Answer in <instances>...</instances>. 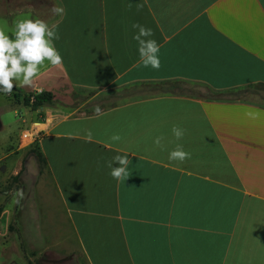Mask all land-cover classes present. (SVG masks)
Returning a JSON list of instances; mask_svg holds the SVG:
<instances>
[{
	"label": "crops",
	"instance_id": "0c3cea01",
	"mask_svg": "<svg viewBox=\"0 0 264 264\" xmlns=\"http://www.w3.org/2000/svg\"><path fill=\"white\" fill-rule=\"evenodd\" d=\"M26 3L0 0V30L18 18L58 23L62 64L15 82L52 102L32 109L1 93L21 115L16 132L1 124L0 235L15 264H264V103L157 94L87 112L90 97L67 93L95 89L108 102L160 80L264 85V0H59L63 17ZM134 23L153 30L158 70L138 64ZM178 145L190 155L170 161ZM116 155H128L125 181L109 174Z\"/></svg>",
	"mask_w": 264,
	"mask_h": 264
},
{
	"label": "clouds",
	"instance_id": "9594fccd",
	"mask_svg": "<svg viewBox=\"0 0 264 264\" xmlns=\"http://www.w3.org/2000/svg\"><path fill=\"white\" fill-rule=\"evenodd\" d=\"M51 11L60 17H63L65 13L64 8L59 6V0L53 5ZM132 28L137 30L132 39L137 43L138 64L145 68L151 67L158 70L160 68V45L155 39H151L153 30L136 23L132 25ZM58 39V23L49 25L40 19L18 20L10 34L0 30V93H12L17 86L15 82H19L22 86H31L33 79L40 74L45 61L51 66L61 65L62 57L54 44V41ZM172 134L180 140L184 136V129L173 126ZM88 139H91L90 133ZM111 139L119 141L120 136L113 135ZM161 140L162 137L157 136L153 144L161 147ZM189 155L178 145L174 150L169 151L168 159L183 161ZM114 163L118 166L114 167ZM128 165V155H116L108 163L109 174L117 181L121 179L125 181L129 177Z\"/></svg>",
	"mask_w": 264,
	"mask_h": 264
},
{
	"label": "rangeland",
	"instance_id": "374dc122",
	"mask_svg": "<svg viewBox=\"0 0 264 264\" xmlns=\"http://www.w3.org/2000/svg\"><path fill=\"white\" fill-rule=\"evenodd\" d=\"M26 4L28 6L39 8L43 11H46L51 16H57L51 11V8L53 7V5L57 4L53 0H27ZM18 20L20 19L19 18L16 19L15 22ZM5 26L9 27V25H5ZM11 27H13V24H10V28ZM164 88H171V86L170 87L165 86ZM140 89H141V85L117 88L116 91L114 92V94L117 95V98L111 99L112 101H108V102H103V101L101 102V99H100V97H102L101 94H96L94 96H91L92 94H95L97 92L95 91V89L71 88L68 90L67 93L68 95H70L69 96L70 100L72 99L71 101H74L75 104L81 101H84L85 99L90 97L89 100L84 103V105L80 106L81 110L88 112L98 106L104 107L110 103H116V102L125 101L128 99H133V98L148 95V94H144L140 92L138 93L137 91ZM178 90H185V91L189 90V91H192L194 94H198L204 98L214 97L212 89L204 85L196 84V83L182 82ZM228 93H233L231 95L232 96L231 98L238 97L240 99L241 98L249 99V100L257 101L258 103H262V104L264 103V85H253L249 87H243L240 89L230 91ZM74 99H77V100H74ZM20 117L21 115H18V113H14L13 109L7 106L3 94L0 93V152L3 151L1 146H2V142L4 141L3 135L5 133V130H4L5 127H3L1 124H3V122H6L7 120H11V122L13 123L12 126H15L13 127L14 131L16 132L17 126H19L18 118L20 119ZM11 223L15 225L13 212H12ZM7 242H8V238L6 236L0 235V264H15L13 259L15 261H19L18 251L14 244L9 246Z\"/></svg>",
	"mask_w": 264,
	"mask_h": 264
},
{
	"label": "trees",
	"instance_id": "16d2710c",
	"mask_svg": "<svg viewBox=\"0 0 264 264\" xmlns=\"http://www.w3.org/2000/svg\"><path fill=\"white\" fill-rule=\"evenodd\" d=\"M182 81L179 80H160V81H153L143 83L141 85V89L137 92L148 94L146 96H152L157 94H178V95H185V96H200L198 94H194L192 91H185V90H178ZM165 86H171V88H164ZM14 97H21V102L24 105L30 106L32 109L40 107L45 102H52L54 100V94L51 91L43 90V91H34V92H26L21 91L20 89L14 88ZM233 91V90H230ZM230 91H216L213 90V98L211 99H240L238 97L231 98L233 93H228ZM202 97V96H200ZM103 107L98 106L91 112L97 111V109H101ZM3 210L2 205H0V214ZM9 231H14L15 227L12 223L8 225Z\"/></svg>",
	"mask_w": 264,
	"mask_h": 264
},
{
	"label": "built area",
	"instance_id": "2783aa9c",
	"mask_svg": "<svg viewBox=\"0 0 264 264\" xmlns=\"http://www.w3.org/2000/svg\"><path fill=\"white\" fill-rule=\"evenodd\" d=\"M28 136H30V135L27 134L26 137H28ZM32 141H33V139H32ZM34 141H35V140H34ZM37 148H38V149H41V146L37 144Z\"/></svg>",
	"mask_w": 264,
	"mask_h": 264
}]
</instances>
